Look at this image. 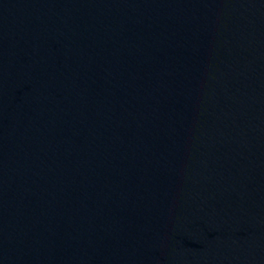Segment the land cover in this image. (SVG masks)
<instances>
[{"label": "water", "instance_id": "obj_1", "mask_svg": "<svg viewBox=\"0 0 264 264\" xmlns=\"http://www.w3.org/2000/svg\"><path fill=\"white\" fill-rule=\"evenodd\" d=\"M0 264H264V0H0Z\"/></svg>", "mask_w": 264, "mask_h": 264}]
</instances>
